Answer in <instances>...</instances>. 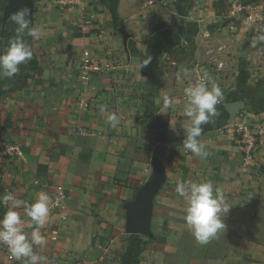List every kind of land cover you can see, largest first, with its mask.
Here are the masks:
<instances>
[{
    "label": "crops",
    "instance_id": "crops-1",
    "mask_svg": "<svg viewBox=\"0 0 264 264\" xmlns=\"http://www.w3.org/2000/svg\"><path fill=\"white\" fill-rule=\"evenodd\" d=\"M216 1L82 0L81 8H68L34 0L30 23L41 29L33 40L38 68L30 72L22 64L16 76L0 79L1 123L14 126L19 118L25 127L4 134L22 145L25 160L8 167L0 196L12 192L31 204L38 193L49 194V217L40 229L46 244L35 246L46 264H120L129 237L124 204L151 178L156 158L167 182L154 198L152 235H142L139 264H244L243 254L255 251L252 239L264 222V146L248 154L231 124L243 112L264 111V83L254 81L264 33L231 16L228 6L217 11ZM7 4L0 0L2 19ZM5 28L0 24V52L9 43ZM85 61L101 67L87 83ZM202 69L224 99L199 137L208 155L197 157L183 147L191 123L183 114L184 90L198 82ZM165 95L174 99L173 108L163 107ZM232 102L241 104L234 119ZM112 113L119 117L116 128L106 122ZM188 181L212 182L230 208L221 213L226 228L206 244L188 229L187 205L176 192L179 182ZM59 185L67 194L62 210L52 204ZM0 210L4 215L7 209ZM18 211L30 234L35 225L23 207ZM0 264L22 261L0 248Z\"/></svg>",
    "mask_w": 264,
    "mask_h": 264
},
{
    "label": "clouds",
    "instance_id": "clouds-1",
    "mask_svg": "<svg viewBox=\"0 0 264 264\" xmlns=\"http://www.w3.org/2000/svg\"><path fill=\"white\" fill-rule=\"evenodd\" d=\"M31 9L24 4L12 13L11 19L15 25V37L9 40L8 46L0 52V79H11L20 72V66L33 58V51L25 37L37 39L41 35L38 26L30 25L29 16ZM264 40V36H261ZM152 57L148 56L143 61L142 67L148 65ZM210 79V78H209ZM186 103L183 114L191 121L184 129L185 138L183 147L197 157H206V145L199 140L203 127L212 123L219 116L217 105L224 99L222 90L217 85L209 87L208 82L199 80L184 90ZM174 99L165 95L163 107L173 108ZM101 114L107 111L106 106L99 107ZM107 123L112 128L119 124V117L112 113L107 116ZM177 194L186 202L185 222L195 239L203 244L215 238L226 228L221 213L225 214L230 208L224 207L223 192L214 187L212 182H179L176 185ZM51 197L47 192H40L35 202L26 204L12 192L6 191L0 196V205L6 207V212L0 218V243L7 246L9 253L22 264H46L45 257L40 255L35 246L46 244L45 237L41 234L48 220ZM23 207L24 215L35 225L30 234L24 232L22 217L18 211Z\"/></svg>",
    "mask_w": 264,
    "mask_h": 264
},
{
    "label": "built area",
    "instance_id": "built-area-1",
    "mask_svg": "<svg viewBox=\"0 0 264 264\" xmlns=\"http://www.w3.org/2000/svg\"><path fill=\"white\" fill-rule=\"evenodd\" d=\"M57 4L68 8H81L82 0H56ZM228 13L236 19L243 18L247 22L253 24L258 31L264 33V7L260 0H229ZM83 17V16H82ZM223 67V63H218V70ZM82 81L87 83L93 72L100 70V65H95L85 61L82 65ZM205 70H199L197 80H205ZM233 132L237 136V140L241 148L248 154L258 151L264 146V138L260 133L252 131L247 123L233 121L231 124ZM25 160V154L22 145L17 141L8 139L4 134H0V186L3 184L5 173L9 166L20 167ZM67 194L63 185L56 188L53 198V208L62 210L66 207ZM0 248L8 254L9 258H13L8 251V248L3 243H0ZM49 264H88L79 259H74L66 263H59L56 260H51Z\"/></svg>",
    "mask_w": 264,
    "mask_h": 264
},
{
    "label": "water",
    "instance_id": "water-1",
    "mask_svg": "<svg viewBox=\"0 0 264 264\" xmlns=\"http://www.w3.org/2000/svg\"><path fill=\"white\" fill-rule=\"evenodd\" d=\"M27 6L31 9L29 20L33 18L34 0H8V4L3 10V28L11 18L13 12L19 7ZM124 34V33H123ZM241 104L239 102H232L228 105V110L232 118L237 115ZM154 173L149 180H147L137 191L133 200L127 201L124 208L127 213L126 232L128 234H140L143 236H151V220L153 214V202L155 196L162 190L167 182L165 169L161 160L156 158L153 161Z\"/></svg>",
    "mask_w": 264,
    "mask_h": 264
},
{
    "label": "rangeland",
    "instance_id": "rangeland-1",
    "mask_svg": "<svg viewBox=\"0 0 264 264\" xmlns=\"http://www.w3.org/2000/svg\"><path fill=\"white\" fill-rule=\"evenodd\" d=\"M262 2V0H260ZM257 55H255L257 57V61L255 62V71H258L259 73L257 75H255L254 81L255 83H257L258 85H261L262 83H264V76L262 73H264V71H261V69H259V67H263L264 66V56L261 57L262 54L260 53H256ZM256 113H254V115H248V113L243 112L239 122L241 123H247L249 124V126L251 127L252 131L260 133L262 135V133H264V111L260 110V111H255ZM1 119V117H0ZM13 119L11 121V123H13ZM22 120H19V118H17L15 120V125H5L3 123H1L0 121V134H5L6 132H10V131H17L20 132L22 130L23 125H21ZM18 124V125H17ZM24 124V123H23ZM80 129L77 128V131H79ZM12 131V132H13ZM260 195V194H259ZM260 227H264V222L263 223H258V228H259V236L257 239H252V242L254 241L253 246H255V251L253 250V252L251 254H247L242 256L243 263L244 264H264V229L261 230ZM263 231V232H262ZM243 242H247V243H251V240H243ZM232 244V243H231Z\"/></svg>",
    "mask_w": 264,
    "mask_h": 264
},
{
    "label": "trees",
    "instance_id": "trees-1",
    "mask_svg": "<svg viewBox=\"0 0 264 264\" xmlns=\"http://www.w3.org/2000/svg\"><path fill=\"white\" fill-rule=\"evenodd\" d=\"M229 0H217L214 2V7L219 12H224L225 6H228ZM30 21V20H29ZM0 24H2V16H0ZM31 25V23H30ZM15 25L10 18L6 23L5 34L7 35L8 40L15 37ZM25 40L28 42L29 46L33 51V58L27 62L28 70L30 72H35L38 68V60L36 54L33 50V38L25 37ZM144 72V71H143ZM146 72V71H145ZM29 77V76H28ZM3 210H0V217L3 216ZM146 245V241L143 239L140 234H129L128 245L124 253L120 256V264H139L140 255L143 252Z\"/></svg>",
    "mask_w": 264,
    "mask_h": 264
}]
</instances>
